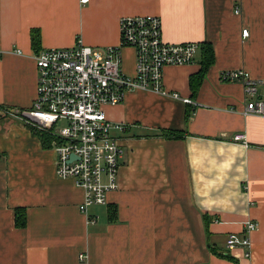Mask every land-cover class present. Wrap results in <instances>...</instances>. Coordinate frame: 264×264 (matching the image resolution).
Instances as JSON below:
<instances>
[{
	"label": "crops",
	"instance_id": "obj_1",
	"mask_svg": "<svg viewBox=\"0 0 264 264\" xmlns=\"http://www.w3.org/2000/svg\"><path fill=\"white\" fill-rule=\"evenodd\" d=\"M81 1L0 0V264H264V117L244 115L245 88L221 80L240 69L264 80V0ZM129 16L160 17L166 42L200 45L193 64L164 71L166 91L195 103L137 90L106 107L108 120L124 127L113 131L123 151L119 187L84 214V191L57 176L52 146L6 113L33 105L34 53L79 42L118 47L120 21ZM204 44L214 63L193 97L190 78ZM122 53L133 77L135 51ZM258 91L264 99V87ZM237 134L247 146L233 141ZM249 221L259 224L251 258L227 246Z\"/></svg>",
	"mask_w": 264,
	"mask_h": 264
},
{
	"label": "built area",
	"instance_id": "obj_2",
	"mask_svg": "<svg viewBox=\"0 0 264 264\" xmlns=\"http://www.w3.org/2000/svg\"><path fill=\"white\" fill-rule=\"evenodd\" d=\"M248 34L247 29L243 30V37ZM127 48L134 49L136 55L133 77L123 69L122 51ZM199 50L198 43L166 42L160 17H124L120 21L118 47L98 49L79 42L69 48L34 53L38 77L33 105L27 110L6 112L28 127L50 132L56 139L52 148L57 154V176L73 180L84 191L79 210L87 214L91 206L106 205L108 194L119 187L123 151L113 131H123L124 127L110 122L105 108L122 103L128 92L137 90L171 95L187 105L194 104L192 99L166 91L164 71L167 67L193 64ZM221 80L240 83L245 88L244 115L264 117V99L258 91V87H264V80L252 79L243 69L225 71ZM60 123L64 127L60 128ZM233 141L247 146L244 135L237 134ZM96 221L97 218L88 219L89 224ZM258 228V223L249 221L243 235H229L227 246L243 247L245 256L251 258V234ZM86 258L80 255L81 261Z\"/></svg>",
	"mask_w": 264,
	"mask_h": 264
},
{
	"label": "trees",
	"instance_id": "obj_3",
	"mask_svg": "<svg viewBox=\"0 0 264 264\" xmlns=\"http://www.w3.org/2000/svg\"><path fill=\"white\" fill-rule=\"evenodd\" d=\"M40 43V35L39 32H36V34L33 35V45L35 48L39 46ZM214 63V53L213 48L210 44H204L202 45V60H201V69L200 71L193 75L190 78V87L193 93V97H196L198 94L199 88L201 86V83L207 73V70L210 66ZM31 132L38 136L44 147L48 148L51 147L54 141L56 140L50 132L44 131V130H38L35 128L30 127ZM163 134L166 137L169 138H183V134L172 132V131H166L163 132ZM16 225L19 227H24L26 225V216L22 209L16 210Z\"/></svg>",
	"mask_w": 264,
	"mask_h": 264
},
{
	"label": "rangeland",
	"instance_id": "obj_4",
	"mask_svg": "<svg viewBox=\"0 0 264 264\" xmlns=\"http://www.w3.org/2000/svg\"><path fill=\"white\" fill-rule=\"evenodd\" d=\"M4 115H5V114H4ZM6 116H8V117H10V118H13V117H11L10 115H8L7 113H6ZM16 120H18V119H16ZM59 127H60V128L64 127V123H60V124H59Z\"/></svg>",
	"mask_w": 264,
	"mask_h": 264
}]
</instances>
